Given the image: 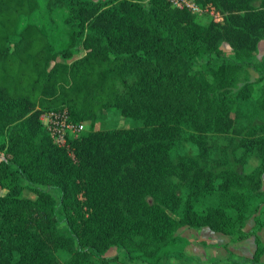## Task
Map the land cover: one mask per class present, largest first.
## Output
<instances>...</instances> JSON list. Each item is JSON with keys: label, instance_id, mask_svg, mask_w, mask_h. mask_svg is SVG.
<instances>
[{"label": "trees", "instance_id": "obj_1", "mask_svg": "<svg viewBox=\"0 0 264 264\" xmlns=\"http://www.w3.org/2000/svg\"><path fill=\"white\" fill-rule=\"evenodd\" d=\"M196 2L222 22L169 0H0V264H180L182 227L255 236L260 259L264 0ZM60 109L89 122L65 145L40 120ZM111 111L142 125L106 127Z\"/></svg>", "mask_w": 264, "mask_h": 264}, {"label": "rangeland", "instance_id": "obj_2", "mask_svg": "<svg viewBox=\"0 0 264 264\" xmlns=\"http://www.w3.org/2000/svg\"><path fill=\"white\" fill-rule=\"evenodd\" d=\"M196 20L201 24H206L210 20L216 21V22H222L221 15L211 6H207L204 8L203 11H201L200 14L196 15ZM47 19L46 15H43L40 13L38 16L33 18L32 21L43 23ZM55 25H59L60 28H62V21L60 16H56L51 24V30L54 28ZM221 48L226 52H230V48L226 43H223L221 45ZM264 55V41H261L259 43L258 47V57ZM247 76L250 80H255L258 78V75L253 69L247 70ZM253 92L256 99L263 98L264 97V81L261 83L255 84L253 86ZM102 122L97 121L94 124L95 128H99L102 126ZM104 125L106 127H123V128H132L136 126L142 125L141 119H134L130 117H124L119 115L117 112L111 111L106 114V117L104 119ZM89 128V122L84 123V129ZM256 164V161L252 158L248 165L245 166L246 170H249L252 166ZM5 190L0 188V194H3ZM24 195L28 196L30 198H35L36 195L29 191L28 189H24ZM264 227V224L257 229L260 230ZM203 228H188V227H182L178 230V234L185 240L188 245L185 248V254L186 256H175L172 258L173 261H176L180 264H264V262L261 261H255L252 257H247L246 253L247 251H242L240 256H236L235 254L227 253L228 247L222 248L219 252L215 255V249L214 245L211 243H202L201 239L203 240H210L211 237L207 235H201V230ZM206 230H209L208 228H204ZM210 231V230H209ZM215 235L218 236H224L222 234L215 233ZM220 242V240H219ZM229 243H227L228 245ZM201 248L205 249L204 251H201ZM189 249V250H188ZM115 252L114 249L109 251L108 255H113ZM61 258L65 259L66 253L61 254ZM202 258V259H201ZM109 264H119L117 261H111Z\"/></svg>", "mask_w": 264, "mask_h": 264}, {"label": "built area", "instance_id": "obj_3", "mask_svg": "<svg viewBox=\"0 0 264 264\" xmlns=\"http://www.w3.org/2000/svg\"><path fill=\"white\" fill-rule=\"evenodd\" d=\"M169 2L173 7L186 8L196 14H200L205 8L197 4L196 0H169ZM40 120L50 136L59 145H65L67 137H76L85 130L84 123L73 122L66 109L45 111L41 114Z\"/></svg>", "mask_w": 264, "mask_h": 264}, {"label": "crops", "instance_id": "obj_4", "mask_svg": "<svg viewBox=\"0 0 264 264\" xmlns=\"http://www.w3.org/2000/svg\"><path fill=\"white\" fill-rule=\"evenodd\" d=\"M263 184H264V177H263ZM253 225H254V220L250 219L247 222L246 229L250 230L253 227ZM201 235H207V236L211 237L210 240H208V241L201 239V244L202 243L213 244L214 249H215V252H214L215 255L217 253H220L219 251L222 248H225L226 246L228 247L227 253L235 254L236 256H240L242 251L245 250V251H247V253H246L247 257H252V255H254L255 250H256L255 236H249L246 239L234 241L229 236H226V235L218 236V235H215L214 232L206 230L204 228L201 230ZM257 235L260 238L261 242L264 244V227L261 228L260 230H258ZM219 240H220V242H219ZM227 243H229V244L227 245ZM204 250L205 249L201 248V251H204ZM258 261L264 262V252L262 253V255Z\"/></svg>", "mask_w": 264, "mask_h": 264}]
</instances>
